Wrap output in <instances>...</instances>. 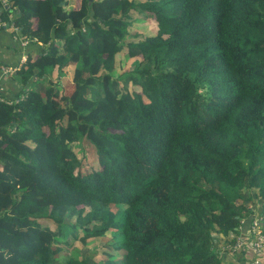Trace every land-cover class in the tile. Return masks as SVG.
Here are the masks:
<instances>
[{
  "label": "trees",
  "instance_id": "16d2710c",
  "mask_svg": "<svg viewBox=\"0 0 264 264\" xmlns=\"http://www.w3.org/2000/svg\"><path fill=\"white\" fill-rule=\"evenodd\" d=\"M73 1L0 6L28 42L0 99V264H97L69 254L93 241L102 264H226L264 218V0Z\"/></svg>",
  "mask_w": 264,
  "mask_h": 264
},
{
  "label": "crops",
  "instance_id": "0c3cea01",
  "mask_svg": "<svg viewBox=\"0 0 264 264\" xmlns=\"http://www.w3.org/2000/svg\"><path fill=\"white\" fill-rule=\"evenodd\" d=\"M23 41H19L18 36L13 35L6 28H0V99L15 100L19 99L21 84L16 74H5L3 69H20L27 59V46H22ZM25 61V62H24ZM24 62V63H23ZM16 100V101H17ZM252 255L250 263L252 262ZM229 264H235L234 258L228 259ZM264 264V254L260 257Z\"/></svg>",
  "mask_w": 264,
  "mask_h": 264
},
{
  "label": "built area",
  "instance_id": "2783aa9c",
  "mask_svg": "<svg viewBox=\"0 0 264 264\" xmlns=\"http://www.w3.org/2000/svg\"><path fill=\"white\" fill-rule=\"evenodd\" d=\"M8 0H0V6H7ZM22 46H27L22 43ZM9 68L3 69L5 74H11ZM255 214V213H254ZM239 233L234 236V245H228V249H232L233 253L229 254L231 258H234L235 264H245L242 263L243 253H247L248 257L245 259L247 264H262L260 257L264 254V218L258 217L257 214L253 215L251 218H244L240 220L238 227ZM251 255L252 262L250 263Z\"/></svg>",
  "mask_w": 264,
  "mask_h": 264
},
{
  "label": "rangeland",
  "instance_id": "374dc122",
  "mask_svg": "<svg viewBox=\"0 0 264 264\" xmlns=\"http://www.w3.org/2000/svg\"><path fill=\"white\" fill-rule=\"evenodd\" d=\"M80 4H81V0H74L72 2V5L69 6L68 10L79 8ZM133 26H134V28L130 29L132 34H137V33L150 34V33H152V29L154 28V19L144 20L143 23H141L140 21H137V22L134 23ZM15 31H17V30L15 29ZM16 36H17V34H16ZM24 43H25V45L26 44L28 45L27 41H25ZM25 61H26V59H25ZM18 70L19 69H13L10 72L12 74H16ZM63 73L66 74L67 78H65V77L61 78V77H59L58 73L55 72L53 74V76H54L53 79L55 81H57L58 79L61 80V86L65 87V89L67 90L68 93H71L72 92V88L69 86V80H67L70 77L71 70H69V69L64 70ZM77 152H78V149L76 148L75 149V153L77 154V156L80 157L81 155H79ZM87 152H85L86 156H87ZM102 242L103 241H101V242L93 241L86 248H79V247L78 248H76V247L69 248V254L72 255V256H75V257H80V258H82V257L85 258L87 256V257H89L91 259L90 260L89 258H87L89 261L97 263V264H102L101 263L102 256H101V253H99V251H100V249L102 247L101 246ZM220 248H222V245H221ZM116 256H117V258L120 257V255L118 253L116 254ZM228 259H231V256L229 254L223 252L220 255V260H222L226 264H228V262H229Z\"/></svg>",
  "mask_w": 264,
  "mask_h": 264
},
{
  "label": "water",
  "instance_id": "95a60500",
  "mask_svg": "<svg viewBox=\"0 0 264 264\" xmlns=\"http://www.w3.org/2000/svg\"><path fill=\"white\" fill-rule=\"evenodd\" d=\"M1 23H2V20L0 19V25H1Z\"/></svg>",
  "mask_w": 264,
  "mask_h": 264
}]
</instances>
